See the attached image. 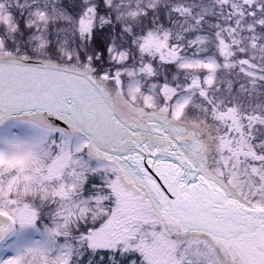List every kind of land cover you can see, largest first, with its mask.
<instances>
[{
	"label": "snow or ice",
	"instance_id": "1",
	"mask_svg": "<svg viewBox=\"0 0 264 264\" xmlns=\"http://www.w3.org/2000/svg\"><path fill=\"white\" fill-rule=\"evenodd\" d=\"M0 264H264V0H0Z\"/></svg>",
	"mask_w": 264,
	"mask_h": 264
}]
</instances>
